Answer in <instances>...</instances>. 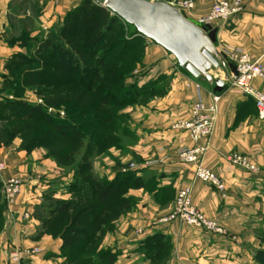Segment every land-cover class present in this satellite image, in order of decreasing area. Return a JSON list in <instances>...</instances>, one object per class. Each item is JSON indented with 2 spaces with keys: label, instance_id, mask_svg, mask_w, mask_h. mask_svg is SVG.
<instances>
[{
  "label": "crops",
  "instance_id": "1",
  "mask_svg": "<svg viewBox=\"0 0 264 264\" xmlns=\"http://www.w3.org/2000/svg\"><path fill=\"white\" fill-rule=\"evenodd\" d=\"M193 1L195 8L185 12V17L210 27L215 35L214 44L222 54L243 50L264 65V0H241L243 11L229 24L202 22L217 0ZM77 2L0 0V81L8 61L21 50L15 41L61 23ZM145 46L144 64L150 66L151 73L172 78L170 92L135 113L136 121L140 118L135 129L138 143L133 169L126 171L133 173L138 186L127 188L122 198H132L136 209L121 218L116 234L107 236L100 249L112 250L117 255L115 264H255L254 253L263 248L258 233L264 231V121L257 118L253 105L248 107L247 97L234 88L228 89V77H215L224 82L223 90L217 94L213 83H200L199 78L176 67L172 55L162 47L149 40H145ZM254 87L264 92L263 81H255ZM211 95H219L221 101L204 165L221 177L224 192L196 180L193 166L176 159L177 148L191 146V142L187 133L173 125L187 121L191 106L198 101L209 102ZM233 152L246 157L259 169V175L229 163L226 157ZM5 157L2 152L0 161L6 162L8 169L0 174V182L19 177L28 184L12 207L2 206L0 264H63L62 241L44 233L46 215L41 198L31 192L38 182L39 169L45 167L42 153H11ZM107 170L93 167L91 173L98 180L111 182L115 174L110 175ZM188 186L192 188L194 205L214 220L225 231L224 235L160 222L172 207L167 195L170 193L169 199L173 201L174 192ZM70 198L53 194L54 200ZM137 229H141V235L135 234ZM13 248L24 253L18 263L9 261L8 251ZM34 249L38 252L34 253Z\"/></svg>",
  "mask_w": 264,
  "mask_h": 264
},
{
  "label": "rangeland",
  "instance_id": "2",
  "mask_svg": "<svg viewBox=\"0 0 264 264\" xmlns=\"http://www.w3.org/2000/svg\"><path fill=\"white\" fill-rule=\"evenodd\" d=\"M49 1L52 4L60 3ZM149 1H163L169 4L173 2L176 4L178 2L193 0ZM193 3L195 2L193 1ZM93 6L104 7V0H78L76 6L71 10V14H69V16L66 15L61 23L52 26L38 35H24L19 37L15 42L20 45L21 50L6 66V71L0 81V154L4 152L5 157L7 155L10 156L11 153L15 155L20 153L30 155L32 153H38L39 151L42 153L43 159H41L45 161V167L39 169L38 182L31 188V192L41 198L40 204L43 205L42 208L45 206L51 208V206L54 205L55 200L53 199V194L55 193L63 197L71 196L70 200L72 199L73 192L70 191L71 186L76 183L77 177L84 179V175H86H82L84 172H80L82 171L80 168L83 167L84 164L90 166L91 170H93V167L95 169L105 167L108 169L106 172L109 173L110 171V175L115 174V178L111 181H119V177L122 179L126 175H129L128 173L133 175L132 172L126 170L133 169L132 164H134L135 160L134 148L138 143L135 129L139 127L137 122L140 118L136 121L135 113H137L139 109L147 107L151 101H158L165 98L170 92L172 78L166 74L155 75L151 73L150 66L148 67L144 64L145 48H143L142 44H137L135 51L133 50L134 52L131 53L127 61H121L122 56L126 54L123 49V44L126 42L125 39L134 33V28L128 27L126 23L122 22L114 25V27L109 30L107 28V19L103 20L98 18V14L97 16L89 14ZM185 12L187 11H181L184 17ZM109 15L113 14L110 12ZM84 17L85 19L83 22L80 21L77 23L78 19ZM238 17L239 16L231 22H234ZM95 23H97V25ZM229 23L230 22L223 24ZM94 24L97 27L93 29V27H95L93 26ZM197 25L205 30L207 35L212 32V38L215 40L214 32L210 27L207 25ZM82 28H84L86 32H84ZM90 34V38L87 39L86 36ZM51 40L55 41L57 45L56 48L61 47V49L68 52L69 58L67 65L72 67L71 78L68 74L65 75L64 72L61 71L62 67L58 59L50 55L53 53L54 49H46L45 45ZM230 51L235 50L226 51V55L219 51L223 57L222 64L218 69H214L211 74L214 78L216 76L223 77V79L228 77L227 80L230 79L229 81L231 82L228 89L231 88L233 90L234 87L232 86L231 80L236 73V63L229 57L228 53ZM262 51L264 56V48ZM243 52L246 53L245 51ZM93 53H96V56L93 55ZM171 57L176 67H179L176 59L173 56ZM255 61L260 62L259 59ZM26 69H45L46 72L48 71L53 74V78L56 81L55 87H47L46 84L38 85L31 81L30 76L25 72ZM86 69L96 71V77H94V82H92L94 90L89 93H84L82 88H74V85L79 83ZM151 76L152 78L150 79ZM199 79L201 81L200 83H207L204 77ZM86 80L85 78V81ZM88 82L87 80L85 83L88 84ZM234 90L236 89L234 88ZM152 93H156V95ZM238 93L243 96L239 91ZM247 98L248 100L250 99L254 105V101L250 97ZM77 101H79V104L76 103ZM103 101L106 104L101 106L99 103ZM18 103H27L31 106H42L44 111L54 115L52 119L55 124H74L86 137L81 142L76 143V139L64 138L54 132L51 127L37 124L32 120L22 122L21 119L23 116L20 115L16 117L14 112ZM90 104L95 105L94 111L92 113H83L84 109ZM7 113H10V118L7 116ZM102 115H105L106 123L104 125L100 123L99 119ZM41 139L44 140L42 145L38 142ZM50 139L53 140L51 141ZM179 148L176 150V159L184 163L180 161L177 156ZM5 151H9V153L6 152L7 155H5ZM229 155H227V157ZM3 160L6 161V157ZM78 168L81 173L79 175H77L76 172ZM6 169H8L6 162L0 161V174L6 171ZM257 170L258 172L253 173L258 176L260 172L258 168ZM90 174L93 175L91 171ZM10 181H16L18 183L19 191L7 202L4 183ZM104 181H106V184L110 182L109 179H105ZM4 183L0 182L1 214L3 210L2 206L3 208L5 207V209L12 207L15 199L21 195L24 191L23 188L28 184V182H24L19 177L7 178L4 180ZM186 188L191 189L192 200V188L190 186L184 187L178 192H174L173 201L172 199L170 201L169 193L167 195L168 204L172 202V207L165 216L160 218V222L165 223L164 220L174 210L179 192ZM225 190L226 187L221 192ZM91 197V199L85 202V205L96 203V196ZM115 201L116 202H113L111 206V208H115L111 209V212L99 223L100 226L98 225L94 229V231H96V238L93 240L94 242L90 247L91 252H93V250L97 251L98 248L102 246L107 236H114L118 231V222L121 218L123 219L125 215L134 212L136 209L137 204L132 198H127V203L121 205L118 202V198H116ZM192 204L196 207L193 201ZM76 212L77 211L71 212L66 219L62 220V224L60 223V226L54 229L53 236L60 238V235L65 230L64 228L70 225V220L73 219ZM24 216L27 217L28 214L25 213ZM179 224L182 225L181 223ZM195 228L212 234H225L223 229V233H216L201 227ZM134 232L137 235L142 234L141 229H137ZM258 236L263 245V248L259 250H264V231L259 232ZM103 250L106 251V249ZM33 251L37 253L38 249H34ZM23 254L21 250L13 248L8 251L9 261L18 263ZM14 255L16 258L13 259ZM61 255L64 260L63 264H73L70 263L72 256L70 250L61 252ZM256 258L255 251L254 262H256Z\"/></svg>",
  "mask_w": 264,
  "mask_h": 264
},
{
  "label": "trees",
  "instance_id": "3",
  "mask_svg": "<svg viewBox=\"0 0 264 264\" xmlns=\"http://www.w3.org/2000/svg\"><path fill=\"white\" fill-rule=\"evenodd\" d=\"M71 12L72 11H70L67 15L69 16ZM89 12V14L92 16H97L98 14V18L103 20L107 19V28L109 30L112 29L114 25L124 22L116 15H109L111 11L109 12V10L105 7L93 6ZM84 19L85 17L82 19H78L77 23L80 21L83 22ZM95 24L97 25V23ZM95 24L93 26H95ZM126 26L134 28L133 26L128 24H126ZM96 27L97 26L93 27V29ZM82 29L84 30V28ZM84 32H86V30H84ZM90 36L91 34L87 35V39H89ZM208 36L214 43L212 32H210ZM145 40L147 39L142 37L134 28V33L126 38V42L123 44V49L126 54L122 56L121 61L123 62L129 59L131 53L135 51V47L137 46V44H142L143 48H145ZM45 46L48 50L54 49L53 53H51L50 55L53 58L58 59V62L62 67L61 71L64 72L65 75L68 74V76L70 77L72 75V67L67 65L69 58L68 52H66V50L64 49H61V47L56 48L57 45L53 40H51ZM93 55L96 56V53H93ZM10 61L11 60L8 61L7 65ZM182 70L185 71L184 69ZM25 72L28 74V76H30L31 81L35 82L36 84H46L47 87H55L56 81L53 78V74L49 73L48 71L46 72L45 69H26ZM94 77H96V71H90L86 69L84 71V75L79 80V83H76L74 85V88H82L84 90V93L91 92L92 90H94V85L92 84V82H94ZM85 78L89 81L88 84L85 83L87 81H85ZM221 90H223L222 87H215V91H217V93H219ZM152 94L156 95V93ZM76 103L79 104V101H77ZM99 104H101V106H104L106 103L103 101ZM247 105L250 108L253 105V102L249 99ZM94 106L95 105L90 104L86 109H84L83 113H92L94 111ZM253 106L255 108V105ZM14 112L16 114V117L20 115L23 116L21 119L22 122H25L26 120H32L37 124L51 127L54 132L64 138L76 139V143L81 142L86 137L85 135H83L84 133H81L74 124H55L52 119L54 115L51 113L48 114L46 111H44L42 106H31L27 103H18ZM7 116L10 118V113H7ZM99 119L100 123H102L103 125L106 123L105 115H102ZM50 140L52 141L53 139ZM43 141L44 140L41 139L38 142L41 143L40 145H42ZM80 169H82V171H80L79 168L78 170H76L77 175L81 174L82 172H84L82 175H86H84V179H81V177H77L76 183L71 186L70 191L73 192L72 199L68 201L55 200V203L53 206H51V208L47 206L44 207L46 219L43 223V231L44 233L46 232L54 235V229L60 226L59 224L62 222V220L66 219L71 212L77 211L73 219L70 220V225L66 226L64 228V232L60 235V239L62 240V252H65V250L71 251L72 256L70 263L73 264H115L117 255L113 253L112 250L104 251L103 249L98 248L97 251H90V247L94 242L93 240L96 238V231H94V229L98 225L100 226L99 223L105 219V217L111 212V209L115 208H111L112 203L116 202L115 199L118 198V202L120 205L127 203V199L122 198L123 192L129 187L138 186V184L137 182H135L134 176L130 173H128L129 175H126L122 179L119 177V181H111L106 184V181L98 180L90 174V166L84 164ZM84 190L87 191L85 192ZM91 196H96V203L92 205H85V202L92 198ZM256 256L257 258L255 264H264V250L256 251Z\"/></svg>",
  "mask_w": 264,
  "mask_h": 264
},
{
  "label": "built area",
  "instance_id": "4",
  "mask_svg": "<svg viewBox=\"0 0 264 264\" xmlns=\"http://www.w3.org/2000/svg\"><path fill=\"white\" fill-rule=\"evenodd\" d=\"M58 3L63 0H51ZM170 5L180 11H189L195 8L193 1L171 3ZM241 0H217L212 6L208 17L203 23L220 21L231 22L242 12ZM233 62L236 63V73L232 77V86L243 96L250 97L254 101L257 118L264 121V93L254 88L255 81L264 82V65L253 60L247 53L235 50L228 53ZM199 88V86H197ZM220 96L211 95L209 102L198 101L190 109V118L187 121L175 124V129L188 134L192 146H182L177 151L180 161L191 164L194 168L196 180L204 182L217 190H224L225 184L221 177L204 165L205 158L210 149V140L214 133L219 114ZM227 161L236 167L251 172H258L257 168L249 163L246 157L232 153ZM16 181L4 183L7 202L19 191ZM165 223L179 222L182 225L201 227L208 231L223 233L216 222L207 219L191 200V189L186 188L179 192L176 205L172 213L164 220ZM16 258L14 255L13 259Z\"/></svg>",
  "mask_w": 264,
  "mask_h": 264
},
{
  "label": "water",
  "instance_id": "5",
  "mask_svg": "<svg viewBox=\"0 0 264 264\" xmlns=\"http://www.w3.org/2000/svg\"><path fill=\"white\" fill-rule=\"evenodd\" d=\"M104 7L147 40L162 47L192 77H204L221 88L222 79L211 74L223 57L213 41L199 27L167 2L149 0H104Z\"/></svg>",
  "mask_w": 264,
  "mask_h": 264
}]
</instances>
